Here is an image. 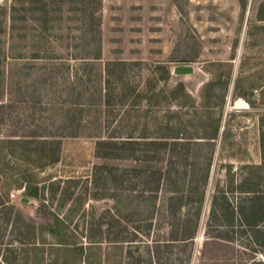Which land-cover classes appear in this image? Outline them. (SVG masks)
<instances>
[{
	"label": "rangeland",
	"instance_id": "1",
	"mask_svg": "<svg viewBox=\"0 0 264 264\" xmlns=\"http://www.w3.org/2000/svg\"><path fill=\"white\" fill-rule=\"evenodd\" d=\"M242 1L0 0V264H264V246L233 232L232 249L201 256L212 184L188 263L184 227L162 200L154 205L142 194L146 176L132 173V183L118 185L136 186L137 212L110 199L117 185L107 168L120 174L153 165L97 156L100 141L172 140L181 130L177 141L204 158L215 149L211 180H224L229 164L237 170L239 158L260 163L264 0H245V9ZM212 62L232 65L225 102L223 85L211 83ZM114 63L122 65L109 68ZM178 66L193 73L173 74ZM249 92L255 106L240 97ZM221 117L214 147L204 137L213 136L208 124ZM225 129L233 136L222 145ZM42 140L60 142L57 162L43 157ZM24 175L36 181L38 198L18 187ZM193 213L185 207L177 216Z\"/></svg>",
	"mask_w": 264,
	"mask_h": 264
},
{
	"label": "trees",
	"instance_id": "2",
	"mask_svg": "<svg viewBox=\"0 0 264 264\" xmlns=\"http://www.w3.org/2000/svg\"><path fill=\"white\" fill-rule=\"evenodd\" d=\"M18 1L20 0H17L16 3H18ZM16 3L15 10H20ZM241 4L243 9H245L247 2L243 0ZM261 8L264 9V2L261 4ZM260 18L264 20V18ZM97 50L98 54L94 56L95 59H98L99 55H101V46L97 47ZM121 65L120 63L108 64L109 68L111 66L120 67ZM211 66L215 67V71L217 70V73H211L213 75V81H211V83L213 82L214 84V81L217 80L223 85L222 90L225 92L223 102H225V97H227L228 88L232 79L231 62H212ZM168 73L170 72L168 71ZM117 80H122L120 75H117ZM211 83L207 85L213 86ZM205 88L207 87L205 86L201 90V101L205 100ZM212 92H214L213 89ZM185 94L196 107L195 104L197 100L193 98L189 92H185ZM254 96L255 93L249 92L242 94L240 97H243L250 106H255L256 100ZM260 101L264 104V91L262 92ZM221 114V116H223V110ZM208 127L212 129L213 136H205L204 138L208 139L209 144L215 147V141L218 140L222 131V117L218 121L208 124ZM258 129L260 133L258 139L261 155L260 163L248 164L245 162V159L239 158L241 166H238L237 170H234L233 164H229L227 175L224 180L220 178L216 180L213 178L211 180L215 149L208 158H204L189 142L177 141L180 139L181 130L177 131V134L172 137V140L169 138H131L125 140L100 141L97 145V156L99 158L107 160H119L124 158L127 161L136 163L148 161L153 165V168H149H152L151 171L132 167L131 169H123L120 174L117 173L116 168H107L106 171H108L110 175H115L113 183L117 185L113 188L114 192L111 194L110 199L114 202L117 201V204L124 203V208L132 209L134 212H137L138 206L136 202L138 203L140 196L137 195L136 186H133L131 189L130 187H124L120 190L118 185L123 186L125 182L132 183V173H135V175H142V177L146 176L144 179L146 189L142 191V194L147 195V193H150L151 195L149 198L154 201V205L157 204V201L162 200V203L166 204L170 209L169 214L171 216L176 215L173 216V218L179 219L178 222H181L180 226L184 227L183 231L186 233V237L182 241L190 242L192 246L188 256L189 263L193 257V247L199 231L208 187L212 184L215 192L211 197L212 209L210 218L206 222L207 235L200 250L201 256H204L207 252L212 250L214 256L217 257L219 249L223 247L226 250L229 248L232 249L229 247L230 244H228L234 242L235 237L230 235L232 232L236 234V236L238 235L237 237L239 238L250 236L255 243L264 246V116L260 118ZM222 133L221 143L223 145L228 142V138L233 136V134L226 129ZM17 141L22 140L19 139ZM25 143L29 144L30 142L25 141ZM40 143H43V157L49 159L50 163L57 162L60 150L58 146L60 142L58 140H42ZM31 154L32 152L29 155ZM187 161H190V166L191 168L193 167L191 173L188 170L189 164H186ZM196 167H198L197 171H195ZM99 171H102V169L99 168ZM30 175H24L18 187L24 188L27 196L38 198L39 188L37 187L36 181H33ZM148 177H151L153 180H146ZM106 179L108 180V177H106ZM152 181L154 184L151 186L149 184H151ZM135 185L137 184L135 183ZM225 185L227 187H225ZM164 188L167 195L161 196ZM123 192L128 194L125 200H121L124 196ZM229 193L235 194L234 199L229 197ZM164 204H162V206ZM114 207L115 210L118 211V206L116 204ZM185 207L189 209L193 208L194 213L191 219L188 220L185 218V220L183 219L182 221L181 217L177 216V214H181ZM190 212V210L185 211V213ZM176 227H178V225H173L172 229ZM55 228L56 226L52 227L50 231L53 234H57L58 244L64 245L66 243V238ZM229 228L231 229L230 231L228 230ZM224 232L226 234H224ZM80 249L82 251L84 250L83 248ZM224 261L228 260L224 258Z\"/></svg>",
	"mask_w": 264,
	"mask_h": 264
},
{
	"label": "water",
	"instance_id": "3",
	"mask_svg": "<svg viewBox=\"0 0 264 264\" xmlns=\"http://www.w3.org/2000/svg\"><path fill=\"white\" fill-rule=\"evenodd\" d=\"M193 73V67L191 66H178L173 69L175 75H189Z\"/></svg>",
	"mask_w": 264,
	"mask_h": 264
}]
</instances>
